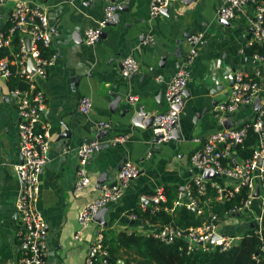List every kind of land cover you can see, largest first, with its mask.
Masks as SVG:
<instances>
[{"label": "crops", "instance_id": "crops-1", "mask_svg": "<svg viewBox=\"0 0 264 264\" xmlns=\"http://www.w3.org/2000/svg\"><path fill=\"white\" fill-rule=\"evenodd\" d=\"M27 2L46 11L51 32L48 50L55 54L47 76L37 80L46 97L42 119L50 132L48 161L40 172L35 205L46 223L44 264H84L89 241L98 231L107 235L109 229L143 234L159 227L132 218V210L142 203L149 204L147 197L156 187L182 190L197 172L191 157L201 149L207 136L226 129V125L238 127L254 117L253 104L221 119L215 117L214 107L227 101L239 72L264 85V61L245 53L254 43L244 14L228 24L218 22L216 8L222 0H177L155 16L149 14L150 0ZM110 3L116 4L117 9L104 28V36L95 45H86L82 39L84 29L97 24ZM120 4L126 9H119ZM10 5L7 1L0 9V26L7 20ZM252 13L247 7V16ZM193 32H201L203 37L197 47L198 55L189 66L186 96L176 108L177 137L173 130L170 141L158 142L150 117L168 108L165 89L184 64L186 38ZM127 55L138 61L139 69L135 75L123 78L119 68ZM158 75L161 81L156 80ZM83 96L92 103L87 115L77 108ZM131 96L135 99L131 100ZM139 110L144 115H139V123H133ZM100 121L110 122V128L99 129ZM18 122L17 100L8 88V79L0 76V264H20L24 253L16 210L22 187L16 171L21 162ZM65 126L72 132L69 139L61 137ZM101 131L107 134L98 138ZM124 134L129 136L126 142L110 144L115 136ZM92 138L99 139V146L86 165L91 183L73 194L77 149ZM126 161L138 166V176L118 201L104 207V225L93 221L78 240L74 239L79 209L98 196L101 184L115 182ZM207 169L218 174L207 178L218 187L234 185V180ZM102 174L104 181L98 186ZM219 218L216 233L235 237V241L250 229L264 231V210L258 198L242 212H226Z\"/></svg>", "mask_w": 264, "mask_h": 264}, {"label": "built area", "instance_id": "built-area-1", "mask_svg": "<svg viewBox=\"0 0 264 264\" xmlns=\"http://www.w3.org/2000/svg\"><path fill=\"white\" fill-rule=\"evenodd\" d=\"M7 1L11 2L7 20L0 26V76L8 79L12 75H17L23 78L27 84L26 88L11 90L17 100L19 154L21 157V162L16 165V171L22 184L16 202L20 225L18 235L21 246L24 248L19 263L44 264L46 223L35 205L41 186L40 172L48 161L50 132L48 124L42 119L46 97L38 87L37 80L47 76L48 69L54 63L55 54L45 56L41 52V47L49 48L51 44V32L46 11L30 6L27 0H0V9ZM175 1L177 0H150L149 14L155 16ZM247 7L253 11L251 16L246 14ZM116 9L117 5L114 3L106 5L102 19L97 24L84 29L82 39L86 45L93 46L100 40L102 30L111 21ZM243 14L252 28L253 43L264 45L263 5L258 4L256 0H222L216 8L217 17L227 21ZM202 37L203 33L201 32H193L187 36L188 51L184 57V64L171 76L165 89L164 99L168 108L153 115L152 132L158 142H167L172 139L178 112L175 106L183 100V92L190 76L189 66L198 55L197 47ZM147 40L149 41L151 38ZM253 57L264 61V55L254 54ZM12 66L15 67L14 72H12ZM138 69L139 63L133 56L127 55L121 59L119 68L121 77L129 78L135 75ZM161 79L159 75L156 77L157 81H161ZM256 98L260 100L259 108L247 124L210 133L201 149L192 155L191 164L197 172L180 190L174 206H185L196 215L201 214L202 205L199 196L206 194V183L209 182L215 188V199L219 202L232 197L242 185L247 186L246 197L240 201L238 206L228 212H242L256 198L259 199L261 208L264 210V85H260L256 80L248 78L240 72L237 73L227 101L215 106L214 111L215 117L218 119L228 117L238 108L252 105ZM130 99L134 100L135 97L131 96ZM91 106L90 98L84 96L79 98L77 108L80 113L87 115ZM110 126V122H98L99 129L107 130ZM248 128L256 133L257 144L249 158L239 160L235 157L233 148L243 142ZM128 138L129 136L126 134L118 135L110 141V144L126 142ZM98 145L99 139L92 138L84 141L78 147L73 194L90 185L91 179L86 165ZM207 168H212L221 176L234 180V185L229 188H220L211 180L204 179L202 173ZM138 173V166L126 161L118 171L114 184L103 183L100 185L98 196L84 204L77 213L78 229L74 234V239L78 240L80 233L93 223V215L99 209L122 197ZM256 189L257 195L255 196ZM147 198L151 211H157L160 202L165 200L163 187H156ZM139 207L145 210L146 204L142 203ZM131 217L137 218L135 214H131ZM219 219L217 215L211 214L209 220L199 226L181 229L166 224L143 234L152 235L165 243L180 238L185 242L188 252L197 247L208 250L210 246L225 250L233 245L235 237L216 233ZM213 235H216L217 238L210 242ZM103 239L101 231L92 236L87 247L84 264H109L108 252L103 247ZM253 258L258 264H264L257 256L254 255Z\"/></svg>", "mask_w": 264, "mask_h": 264}, {"label": "trees", "instance_id": "trees-1", "mask_svg": "<svg viewBox=\"0 0 264 264\" xmlns=\"http://www.w3.org/2000/svg\"><path fill=\"white\" fill-rule=\"evenodd\" d=\"M256 1L264 6V0ZM13 49L15 50V47ZM41 52L45 56L53 54V51L43 47H41ZM245 53L249 56L264 55V45L254 43L245 49ZM14 71L15 67L12 66V72ZM26 87L27 84L23 78L17 75L8 78L10 91ZM247 123L248 121L240 126ZM256 144L257 135L251 128H248L243 142L233 148L235 157L239 160L249 158ZM206 185V194L199 196L202 205V213L199 215L186 209L185 206H174L180 189L168 186L163 188L165 200L160 202L157 211H151V206L146 204L145 210L138 206L132 210V214L152 225L171 224L177 228L187 229L207 222L211 214L222 217L226 212L238 206L248 192L247 186L242 185L232 197L219 202L215 199V188L209 182ZM103 237V247L108 252L109 264H258L253 258L254 255L264 262V231L259 233L253 229L239 236L233 245L225 250L210 246L208 250L197 247L189 252L186 250L185 242L180 238L165 243L152 235L125 231L115 233L112 229H109L108 235L103 234Z\"/></svg>", "mask_w": 264, "mask_h": 264}, {"label": "water", "instance_id": "water-1", "mask_svg": "<svg viewBox=\"0 0 264 264\" xmlns=\"http://www.w3.org/2000/svg\"><path fill=\"white\" fill-rule=\"evenodd\" d=\"M118 8L121 9V10H125V9H126V5H124V4H120V5L118 6ZM166 9H167V8H164V9H162L161 11L166 10ZM161 11H160V12H161ZM114 14H115V13H114ZM113 18H114V15H113L112 19H113ZM109 22H110V21H109ZM109 22H108V23H109ZM218 22H220L221 24H228V23H229V21H227V20H223V19H220ZM108 23H107V24H108ZM251 30H252V29H251ZM104 33H105V30L103 29L102 32H101V36H104ZM183 94H184V96H186V90H184ZM182 102H183V100H182L178 105H176L175 108L179 109V106H180V104H181ZM259 105H260V100H259V98H256V99L254 100V102H253V105H252L253 110H254V111H257L258 108H259ZM139 115H144V111L139 110V112L136 113V116H135L134 119L132 120L133 123H139V122H140V121H139ZM152 119H153V117H150V120H151V121H152ZM227 121H229V120L227 119ZM223 124H224V126L226 125L224 122H223ZM225 127L228 128L229 126L226 125ZM106 134H107L106 131H101V132L98 134V138H101V136L106 135ZM173 134H174V137H177V131H176V130L173 131ZM71 135H72V132H70L69 129L65 126V131L62 132L61 137L69 139ZM156 140H157V139H156ZM66 146H68V143L66 144ZM98 146H99V145H98ZM214 175H218V174H217L216 172H214L213 170H211V169H207V170H205L204 173L202 174V176H203L204 179L210 178V177H212V176H214ZM103 181H104V176H103V174H102L101 177L97 180V182H98V186H99ZM114 183H115V182H112V183H110V185H112V184H114ZM254 195H255V196L257 195V189L255 190V194H254ZM104 210H105L104 207L101 208V209H99V210L93 215V221H96V222L102 223V214H103ZM102 224H103V225L105 224L104 221H103ZM215 238H216V236L213 235V236L211 237V239H210V242H213V240H214Z\"/></svg>", "mask_w": 264, "mask_h": 264}]
</instances>
